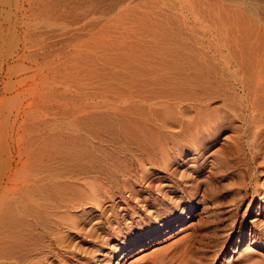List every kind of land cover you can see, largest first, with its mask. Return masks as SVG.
<instances>
[{
	"label": "rangeland",
	"instance_id": "rangeland-1",
	"mask_svg": "<svg viewBox=\"0 0 264 264\" xmlns=\"http://www.w3.org/2000/svg\"><path fill=\"white\" fill-rule=\"evenodd\" d=\"M222 36L264 41V0H0V149L44 161L47 133L58 143L72 126L74 147L138 158L139 135L153 144L165 120L209 99L220 126L198 147L177 135L182 153L150 178L198 203L195 264H263L264 155Z\"/></svg>",
	"mask_w": 264,
	"mask_h": 264
},
{
	"label": "bare ground",
	"instance_id": "bare-ground-1",
	"mask_svg": "<svg viewBox=\"0 0 264 264\" xmlns=\"http://www.w3.org/2000/svg\"><path fill=\"white\" fill-rule=\"evenodd\" d=\"M220 42L228 54L232 49L235 55L234 75L242 79L239 85L255 120L250 130L257 139L252 147L254 153L264 155V140L259 137L264 132L260 129L264 126V41L240 44L236 38L222 36ZM206 102L203 106L199 101L203 108L193 106L186 117L165 120L162 136L151 135L153 144L150 135H139L138 158L135 154L115 158L104 148L95 153L78 144L74 147L79 136L78 127L72 126L58 143H50L54 136L47 133L44 161H34L38 149L28 155L21 154L20 147L0 149V264H195L198 238L193 224L187 225L198 203L185 190L181 201L173 198L172 190L181 184L176 179L174 184L162 185L163 181L150 177L182 153L179 145L185 142L180 143L177 135L183 134L190 147H198L204 133L220 126V116ZM256 188L263 199L264 181ZM255 261L251 264H260Z\"/></svg>",
	"mask_w": 264,
	"mask_h": 264
}]
</instances>
